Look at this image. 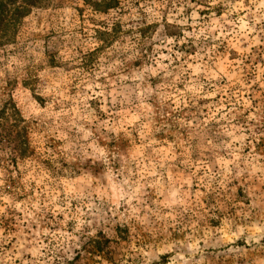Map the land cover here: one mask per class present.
<instances>
[{
    "label": "clouds",
    "instance_id": "clouds-1",
    "mask_svg": "<svg viewBox=\"0 0 264 264\" xmlns=\"http://www.w3.org/2000/svg\"><path fill=\"white\" fill-rule=\"evenodd\" d=\"M30 7L24 38L0 46V132L17 138L0 166V264H80L101 248L110 264L107 250L135 231L99 229L95 190L86 196L79 185L91 183L72 169L78 156L108 168L115 208L104 217L119 212L153 238L122 264H264V105L246 98L264 87V67L249 76L244 63L264 46V0ZM117 156L126 167L114 172ZM146 187L164 197L155 208Z\"/></svg>",
    "mask_w": 264,
    "mask_h": 264
},
{
    "label": "rangeland",
    "instance_id": "rangeland-1",
    "mask_svg": "<svg viewBox=\"0 0 264 264\" xmlns=\"http://www.w3.org/2000/svg\"><path fill=\"white\" fill-rule=\"evenodd\" d=\"M118 6V5H117ZM76 12L79 14V23L83 25L85 23L84 16L85 11L84 7L77 6L75 9ZM31 12V7L28 12V14L25 16H29ZM220 11H217V15H220ZM201 15H206V13H201ZM21 18L17 24H15L14 29L10 32L9 37L0 39V46H2L4 43L12 42L16 43L18 42V39H23L28 27L31 23V18L29 20H25L24 18ZM39 23V22H38ZM89 23L95 24V20H90ZM102 23V22H101ZM80 33L83 34V28L79 29ZM98 31V30H97ZM117 33L122 31L119 22H117L116 27L114 29ZM144 30L142 29L141 32ZM131 30L129 32L124 33L125 36L130 35ZM119 38V37H117ZM123 43V40L121 41ZM252 53L254 55V60L252 57H249V59H246L244 63L249 66L248 74L251 76V69L253 68H260L264 67V46L261 47L260 53L257 54V49L253 48ZM235 57V53L233 54V57ZM247 99H250L252 101L253 108L264 105V87H261L260 84H253L252 90L249 93ZM39 99V98H37ZM119 99V97H118ZM13 144L10 142V140H0V166H5L7 163V152L6 148H12ZM122 154L125 156L128 155V152L126 150L120 149L119 150ZM196 158V153H193V159ZM15 162V161H13ZM111 164L113 166V171H117L120 166L125 165V162L123 160L119 159V156H117V159L114 161H111ZM173 171L174 178H180L182 175L186 174V170L183 168L182 165H179L178 162H174L170 165ZM72 169L75 171L76 176L81 177L83 181L90 182L91 183V189L88 187V183H81L79 185L80 188L84 191V194L87 196L88 192L94 189L95 191L92 194V202L94 204V207L92 209L93 212L97 214V217H99V229L106 230L109 235H114V226L119 227L120 225H124L126 228L131 229V227H135V231L129 230L126 233V242H122L120 244H115L111 248L107 250V255L110 258V264H122L123 257L126 254H131L132 249L131 245L135 242L137 246L145 243V242H152V236L142 231L140 226L138 224H135L134 221H129L128 224H125L123 220H120L119 212L117 213V218H112L111 214L109 213L108 217H104V212L107 211L109 207L115 208V205H113L109 199L108 194H104V189L108 185L107 180V166L103 163L102 160H96V161H89L87 159H84L82 156H78L75 163L72 165ZM73 179V176L71 172L69 173V181ZM143 200H145L149 206L155 208L157 205L153 203L154 200H157V197L159 196V192L157 189L153 188H144L142 189ZM103 194V198L101 199V195ZM164 197L159 196V199L162 200ZM87 202V201H85ZM77 201H73V205L75 207ZM135 203V202H134ZM121 209L120 211L124 210V207L126 205H123V201H121ZM143 206V205H141ZM97 224L94 223L93 227H96ZM179 227V226H178ZM87 230V226H85ZM172 229H169V232H172ZM179 236L178 232H173V237ZM163 234H161L158 239H162ZM103 249L101 248V255H96L95 252H93L90 257H83L80 260V264H102V256H103ZM91 256L95 257V261L91 259ZM79 259V257H77ZM221 261H223V257L221 258ZM129 264H140L139 261H129ZM152 264H157V262L154 260L152 261ZM215 264V262H213ZM223 264H231L230 261L223 262Z\"/></svg>",
    "mask_w": 264,
    "mask_h": 264
},
{
    "label": "trees",
    "instance_id": "trees-1",
    "mask_svg": "<svg viewBox=\"0 0 264 264\" xmlns=\"http://www.w3.org/2000/svg\"><path fill=\"white\" fill-rule=\"evenodd\" d=\"M33 2L34 0H0V39L9 37L10 32L15 27V24L28 14L30 5ZM91 3L92 0H85V4ZM93 11H102L106 13L107 8H101L100 5H93ZM0 140H10L13 145L17 142V138L12 134V132H8L6 134L0 132ZM13 151H15L14 148Z\"/></svg>",
    "mask_w": 264,
    "mask_h": 264
}]
</instances>
